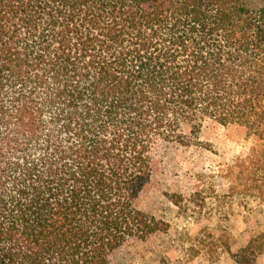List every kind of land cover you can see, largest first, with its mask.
Returning a JSON list of instances; mask_svg holds the SVG:
<instances>
[{
	"label": "trees",
	"instance_id": "trees-1",
	"mask_svg": "<svg viewBox=\"0 0 264 264\" xmlns=\"http://www.w3.org/2000/svg\"><path fill=\"white\" fill-rule=\"evenodd\" d=\"M205 120L263 142L239 175L264 197V5L0 0V264H111L166 232L138 201ZM262 253L264 230L234 257Z\"/></svg>",
	"mask_w": 264,
	"mask_h": 264
},
{
	"label": "rangeland",
	"instance_id": "rangeland-1",
	"mask_svg": "<svg viewBox=\"0 0 264 264\" xmlns=\"http://www.w3.org/2000/svg\"><path fill=\"white\" fill-rule=\"evenodd\" d=\"M182 131L190 134V125ZM197 141L166 148L160 185L138 201L169 229L129 242L111 264H238L234 254L264 230V197L239 175L242 159L263 142L242 125L213 120L202 122ZM256 264H264V253Z\"/></svg>",
	"mask_w": 264,
	"mask_h": 264
}]
</instances>
